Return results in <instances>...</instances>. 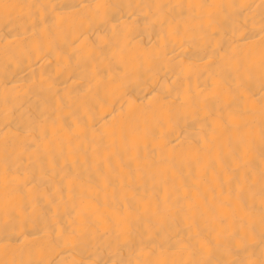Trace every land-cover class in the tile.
Wrapping results in <instances>:
<instances>
[{
    "label": "bare ground",
    "instance_id": "6f19581e",
    "mask_svg": "<svg viewBox=\"0 0 264 264\" xmlns=\"http://www.w3.org/2000/svg\"><path fill=\"white\" fill-rule=\"evenodd\" d=\"M0 264H264V0H0Z\"/></svg>",
    "mask_w": 264,
    "mask_h": 264
}]
</instances>
